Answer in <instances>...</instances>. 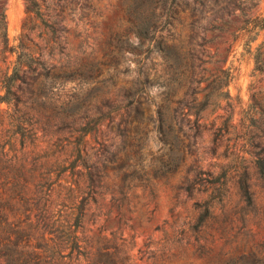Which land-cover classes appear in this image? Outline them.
<instances>
[{"label":"rangeland","instance_id":"1","mask_svg":"<svg viewBox=\"0 0 264 264\" xmlns=\"http://www.w3.org/2000/svg\"><path fill=\"white\" fill-rule=\"evenodd\" d=\"M36 1L31 5L33 11H28L24 0H0V3L4 2L9 45H18L23 35L26 48L40 52L47 64L54 65L56 70H59V66L67 65L69 70H74L80 64L97 59L109 60L104 53L110 49L115 53L114 43L126 33L129 41L137 45L138 38L133 28L136 23L151 17L154 10L152 20L156 22V31L154 40L149 44L153 50L146 59L152 80L168 83L175 92L174 97H184L190 103L194 92H199V98L206 94L210 72L223 68L231 74L229 84L221 90H228L231 96L234 108L230 122L232 127L227 133L215 135L214 128L219 123L217 115L222 110L212 111L211 108L200 113L198 122L201 126L197 131L183 125L180 133L185 134L186 157L175 174L158 168L160 144L154 140L152 123L147 120L149 116H155L156 109L163 102L166 87L161 84L149 88L152 102L141 105L143 119L139 124L148 130V139L140 151L132 146L133 134L115 135L102 128L97 138L89 133L84 137L85 149L89 150L92 161L105 174L101 198L96 197L97 204L89 203L86 217L88 233L98 235L103 230L101 234L109 235L111 231H117L125 239L128 264H172L175 261L188 264H264L262 215L252 213L245 218V222L239 213L228 215L225 222L221 218L216 220L211 229L206 230V233H210L216 229L215 241L208 246L211 250L206 248L208 252L202 257L191 255L194 250L191 245L172 242L177 235L171 227L172 221L179 215V221H182L192 212L194 200L203 196L197 194L194 199L186 200L185 195L181 194L177 200L174 199L173 187L185 175L191 176L192 166L214 173L225 170V176L231 182L228 194L230 204L237 199L233 180L245 167L251 182L255 184L258 202L264 201V183L254 167L258 158H264V62H254L246 41L248 36L257 35L255 41L250 43L251 51L264 41V29L252 28L256 16L264 17V0H202L203 6L199 5L201 12H197L193 18L190 12L196 0ZM227 10L229 14L226 16ZM220 13L225 14L222 20L219 19ZM52 20H57L64 27L57 42L65 46L67 57L59 56L57 47H52L50 50L53 54L48 55L49 48H46L45 42ZM193 20L197 21L195 29L191 31L190 23ZM147 46L145 42L143 50ZM214 52L219 56L211 57ZM124 54L126 58L117 68L102 66L99 77L115 75L117 89L130 85L137 76V59L143 57L135 58L128 49H124ZM11 59L12 56L8 57L7 62ZM7 62L0 63V67L4 69ZM125 67L129 68L128 72L120 71ZM90 86V83L74 77L63 85H55L53 92L46 97L34 94L22 98L26 101L25 105L31 107L33 118H37L33 122L40 129L36 140L22 148L26 158L23 175L17 167L20 164L7 162L5 158L3 166L8 176L3 181L8 182L7 188L11 187L9 182L12 181L18 186L24 185L21 189L23 192L14 191L6 196L9 200L7 213L9 220L22 228L20 237L24 239L29 236L34 245L41 246V234L55 236L59 226L53 221L57 213L63 215L68 206L62 185H67L70 177L68 170L60 171L64 165L60 163L61 152L71 150L73 144L70 142L77 137L76 128L82 121L80 116L107 96L106 89L100 84L93 96L87 92ZM108 96L112 98V95ZM174 106L176 104L172 103L171 107ZM64 110L68 112L63 113ZM10 113L11 106L0 103V145L4 144L5 150L9 148L7 140L11 134ZM189 117L194 119L193 115ZM55 143L57 152L50 155ZM22 153L18 152L17 155L21 156ZM46 154L50 156L43 157ZM118 206L121 207L122 216L118 215ZM109 209L111 213L107 217ZM49 230L53 233L48 235ZM77 235L82 236L79 231ZM180 250L185 251L184 260L165 259L167 254ZM63 253H67V250ZM72 264H86V261L79 255Z\"/></svg>","mask_w":264,"mask_h":264},{"label":"trees","instance_id":"2","mask_svg":"<svg viewBox=\"0 0 264 264\" xmlns=\"http://www.w3.org/2000/svg\"><path fill=\"white\" fill-rule=\"evenodd\" d=\"M24 1L26 9L33 11L31 5L36 4L37 1ZM199 5L203 6L202 0H196L193 8H191L190 17L193 18L197 12H201ZM153 14L154 10L151 12V17L149 16L144 21L135 24L133 31L138 38L137 45H133L129 41L128 33H126L123 38H118L117 42L114 43L115 53L113 49L104 53V56H109V60L97 59L86 64H80L74 70H69L67 65L59 66V70H56L54 65L47 64V60L41 56L40 52L36 53L26 48L23 44V35L20 36L18 45H9L4 2L0 3V63H6L8 57H13L7 62L4 69L0 67V91H2L0 103L4 102L11 106V134L7 140L9 148L5 150L4 144L0 145V264H72V261H76L79 255L85 258L86 264H128L129 256L126 255L125 239L118 235L117 231H111L109 235L101 234L103 230L98 235L88 233L86 217L89 203L97 204L96 197L101 198L102 178L105 174L102 173V169L97 167L96 162L92 161L89 150L85 149L86 141L84 137L89 133L94 134V138H97L99 134L101 135L102 128L115 135L133 134L131 137L132 146L140 151L148 139V130L139 124L143 119L141 105L142 103L149 104L152 102L149 92L151 86L161 84L166 87L163 91L165 96L162 104L156 109L155 116H149L147 120L152 123L154 140L158 145L160 144L158 150L161 152L157 157L158 168L164 169L168 174H175L186 157L185 134L180 133L183 125L187 126L189 130L194 129V131H197L201 126L198 122L201 118L200 113L207 108H211L212 111L215 109L222 110V113L217 115L219 123L214 128L215 135L227 133L229 128L232 127L230 122L233 118L234 108L231 96L228 90L224 92L221 90L227 87L231 79V74L227 69L216 68L215 72H210L206 94L203 98H199L197 96L199 92H194L191 95L193 98H191L190 103H187L188 101L183 99L184 97H174L175 92L169 87L168 83L152 80L149 77L150 68L146 64V59L150 57L153 50L149 44L154 40L156 31V22L152 20ZM228 14L229 10H227L226 16ZM224 15V13H220L219 19L222 20ZM196 21L193 20L190 23L191 31L195 29ZM252 28L263 30L264 17L256 16ZM63 29L64 27L57 20H52L48 29V38L45 42L46 48H49L48 55L53 54V51L50 50L52 47H57L59 56H68L67 53H64L65 46L57 42ZM150 32L152 35H149ZM256 36L255 34L246 38L247 48L255 63H263L264 41L256 45L252 51L250 50V43L255 41ZM145 42L148 43V46L143 50ZM108 43L112 44L111 41H108ZM124 49L134 53L135 58L140 55H143V57L137 59V76L131 81L130 85L126 88L117 89L115 75L99 77L102 74V66L117 68L118 64L125 60ZM213 56H219V54L214 52L211 57ZM120 71L128 72L129 68L125 67L124 70ZM74 77L79 81L90 83L91 86L87 92L92 93L93 96L99 88L98 84L106 89L105 94L107 96L103 97L100 104H96L92 108L94 110L91 109L80 116L82 121L76 128V131H78L77 137L73 142H70L73 144L71 150L69 149L67 153L65 151L61 152L60 157L62 159L60 163L64 165L60 171L68 170L70 177L68 184L62 185L65 189L68 206H66L65 213L63 215L57 213V217L53 221V224L55 222L59 226L56 228L58 232L54 234L55 236L41 234V246L34 245L29 236L24 239L21 238L22 228L9 220V214L7 213L9 200L6 199V196L14 191L23 192L21 189L24 185L18 186L12 181L9 182L11 187L7 188L8 182L3 180L8 176V173L5 172L6 167L3 166V163L6 158L7 162L14 161V164H20L17 167L20 168L21 175H23L22 170L26 158L22 153V148L29 146L36 140V134L40 129L34 124L37 118H33L34 114L31 113V107L25 105L26 101L22 98L34 94L46 97L53 92L55 85H63L67 80ZM47 85L49 86L47 87ZM108 94L112 95V98ZM222 102H224L223 105H221ZM172 103L176 106L171 107ZM70 110L72 109L70 108ZM62 112L67 113L68 111L64 110ZM189 115H193L194 119H190ZM134 122L135 125H133ZM18 152H21L22 155L18 156ZM50 152V155L57 152L56 143L52 146ZM9 153H12V155L8 156ZM50 155L46 154L43 157ZM89 162L92 164H88ZM78 166L79 168L76 169ZM254 167L264 183V158H258ZM190 171L191 176L185 175L182 181L173 187L174 199L177 200L181 194L185 195L186 200L194 199L197 194L203 196L194 200L192 212L187 214L182 221H179V215L178 218L172 221L171 227L175 230L174 234L177 235L172 242L194 247L191 255L202 257L211 250L208 246L215 241L214 231L216 229L210 233H206V230L211 229L212 224L219 218L225 222L228 215L236 213L240 214L243 222L252 213L262 215L264 218V201L258 202L259 199L256 197L254 190L255 184L251 182L247 168L244 167L237 178L233 180L237 192V199L234 204H230L231 199L228 197L231 182L225 176V170L214 173L211 170H202L199 166H192ZM201 175H204V177ZM54 182H56V179L53 180ZM59 186L61 185L59 184ZM118 209V215L122 216L121 207L118 206ZM110 213L111 210H107L106 216L108 217ZM78 231L82 236L77 235ZM47 233L49 235L53 232L49 230ZM191 239L192 241H190ZM65 250H67V253H63ZM180 251L167 254L165 259L169 261L176 258L184 260L186 257L185 251ZM74 252L76 253L74 254ZM172 264L188 263L175 261Z\"/></svg>","mask_w":264,"mask_h":264}]
</instances>
